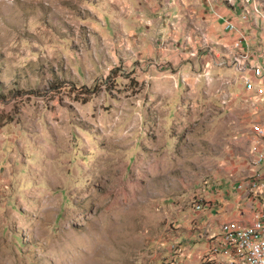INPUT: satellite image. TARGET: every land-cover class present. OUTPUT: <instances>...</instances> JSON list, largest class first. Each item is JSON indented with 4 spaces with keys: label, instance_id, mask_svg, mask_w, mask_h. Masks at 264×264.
<instances>
[{
    "label": "rangeland",
    "instance_id": "rangeland-1",
    "mask_svg": "<svg viewBox=\"0 0 264 264\" xmlns=\"http://www.w3.org/2000/svg\"><path fill=\"white\" fill-rule=\"evenodd\" d=\"M126 2L0 0V264H205L202 210L256 169L264 100Z\"/></svg>",
    "mask_w": 264,
    "mask_h": 264
},
{
    "label": "crops",
    "instance_id": "crops-1",
    "mask_svg": "<svg viewBox=\"0 0 264 264\" xmlns=\"http://www.w3.org/2000/svg\"><path fill=\"white\" fill-rule=\"evenodd\" d=\"M122 1L127 3L126 0ZM256 1L264 5V0ZM129 3H135V0H129ZM160 7L162 8H158L154 12L160 9L167 22L170 23L166 27L169 29V33L165 38L167 36L172 38L163 44L162 49L169 50L171 54H168V57L173 58V60L177 58V55L184 57L182 58L183 61L188 60V56L193 57L194 68L197 63L198 65L204 63L206 64L205 68L211 66L220 70L225 66L226 58L238 50L236 45L239 35L236 30L226 28L221 16L237 25L246 24L247 39L241 41V47H254L257 43L255 25L252 21L248 22L241 17L238 5L229 7L222 0H210V4L207 0H163ZM153 18H157V16ZM202 47H209V51L206 50L203 56L198 55L199 52L200 54L203 53L200 49ZM171 50L176 53H172ZM232 96L234 98L237 94L234 93ZM236 193L237 196L225 203V209L221 215L216 212V216H214L212 212L214 205L219 207L218 198H221V195L215 197L201 212L203 214L201 218L205 217L206 220L203 223L200 222L201 224L198 226L200 230H197V236L202 241L203 252L207 257L205 264H220L225 260L224 256L211 253L208 249L209 237L218 232L220 223L230 219L245 220L248 216H253L260 203L264 202L262 201L264 200V190L261 187L255 188L249 196H245L237 190Z\"/></svg>",
    "mask_w": 264,
    "mask_h": 264
},
{
    "label": "built area",
    "instance_id": "built-area-1",
    "mask_svg": "<svg viewBox=\"0 0 264 264\" xmlns=\"http://www.w3.org/2000/svg\"><path fill=\"white\" fill-rule=\"evenodd\" d=\"M207 1L210 4V0ZM222 1L229 7L238 5L241 17L248 22L253 16L264 20V13L259 12L256 0ZM221 18L227 29L236 30L239 35L238 50L226 58L236 70L235 79L245 93L253 92L264 100V47H241L246 24L237 25L223 16ZM250 141V162L256 169L246 174L236 186V190L245 196L251 195L257 187L264 190V123L253 125ZM209 239V251L225 257L220 264H264V203H260L255 214L245 220L230 219L220 223L218 232Z\"/></svg>",
    "mask_w": 264,
    "mask_h": 264
}]
</instances>
